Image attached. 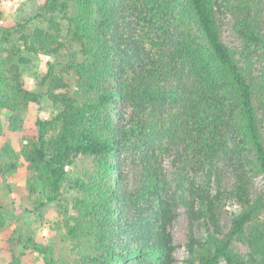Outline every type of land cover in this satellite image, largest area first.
Returning <instances> with one entry per match:
<instances>
[{"label":"trees","instance_id":"16d2710c","mask_svg":"<svg viewBox=\"0 0 264 264\" xmlns=\"http://www.w3.org/2000/svg\"><path fill=\"white\" fill-rule=\"evenodd\" d=\"M225 1L239 36L264 51L253 2ZM218 7L220 0H44L35 16L6 28L0 0V110L22 137L19 150L3 148V172L25 162L36 209L62 208L56 226L71 246L63 264H172L179 203L207 229L202 242L191 239L199 264H264V229L251 226L264 207L251 197L254 179L264 177L254 83L222 39ZM40 55L52 61L34 91L24 70ZM43 100L52 117L26 126L24 115ZM168 159L180 168L174 190ZM126 160L141 168L135 188ZM64 187L74 193L67 205ZM230 197L245 211L223 233L221 203ZM6 225L0 216V233ZM24 248L58 264L53 243L27 238Z\"/></svg>","mask_w":264,"mask_h":264},{"label":"rangeland","instance_id":"374dc122","mask_svg":"<svg viewBox=\"0 0 264 264\" xmlns=\"http://www.w3.org/2000/svg\"><path fill=\"white\" fill-rule=\"evenodd\" d=\"M233 2L232 0H230ZM253 2V15L255 23L260 31L264 33V0H250ZM44 0H1L3 19L1 25L6 28L16 27L18 23L35 16L43 5ZM227 1L220 0L218 10V22L224 43L234 52L235 59L242 71L254 83L255 105L260 120V129L264 140V51L256 45L247 44L236 31V18L231 8L226 5ZM52 61L50 57L38 56L32 65L24 70V79L27 86L39 91V80L47 71V64ZM55 109L47 100L40 105H32L24 115L26 126H32L38 119H49ZM10 113L0 110V119L5 127V136L0 139V216L7 219V225L0 233V264H45L43 258L30 249H25V240L32 238L43 244L53 243L56 246L60 258L58 264H63L62 257L70 251V245L64 242V229L56 226L63 219L62 208L57 202L36 209V204L28 197L26 181L29 176L27 164L22 161L19 168L4 174L3 166L8 161L4 156L3 148L11 145L19 150L22 141L20 133L9 129ZM124 177L129 186H138L142 177L141 168L131 160L124 163ZM165 171L171 178L172 190L175 188L177 167L172 160L165 162ZM81 164L69 168V179L80 174ZM224 186L231 190L234 187V177L229 171L223 174ZM171 190V191H172ZM64 196L61 198L63 204L74 195L68 187L63 189ZM252 200L259 197L264 199V177L258 175L251 187ZM245 207L236 199L226 198L221 203L220 227L223 233H228L235 217L244 213ZM176 218L171 227L175 251L172 264H199L201 258V247L190 250V245L195 241L202 242L206 238L207 229L203 220L195 221L191 218L189 207L179 203L176 209ZM194 220V222H193ZM258 225L264 229V207L257 219L251 224ZM211 227V226H210ZM249 226V230H250ZM212 229V228H211ZM20 238H22L20 240ZM193 238L194 242L191 241ZM235 250L246 253L244 244L235 241ZM199 249V250H198Z\"/></svg>","mask_w":264,"mask_h":264}]
</instances>
